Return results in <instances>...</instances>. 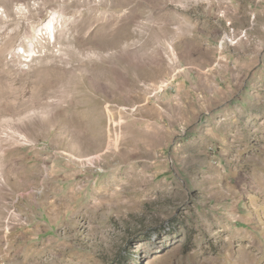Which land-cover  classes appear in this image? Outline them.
Instances as JSON below:
<instances>
[{
  "label": "rangeland",
  "instance_id": "obj_1",
  "mask_svg": "<svg viewBox=\"0 0 264 264\" xmlns=\"http://www.w3.org/2000/svg\"><path fill=\"white\" fill-rule=\"evenodd\" d=\"M0 264H264V0H0Z\"/></svg>",
  "mask_w": 264,
  "mask_h": 264
},
{
  "label": "bare ground",
  "instance_id": "obj_2",
  "mask_svg": "<svg viewBox=\"0 0 264 264\" xmlns=\"http://www.w3.org/2000/svg\"><path fill=\"white\" fill-rule=\"evenodd\" d=\"M55 20H56V16L54 15L46 23V28L49 29V30H52V28L54 27V24H55Z\"/></svg>",
  "mask_w": 264,
  "mask_h": 264
}]
</instances>
